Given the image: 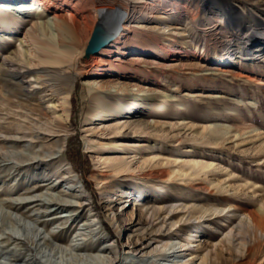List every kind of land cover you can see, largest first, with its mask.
Wrapping results in <instances>:
<instances>
[{
	"label": "rangeland",
	"instance_id": "obj_1",
	"mask_svg": "<svg viewBox=\"0 0 264 264\" xmlns=\"http://www.w3.org/2000/svg\"><path fill=\"white\" fill-rule=\"evenodd\" d=\"M17 3L31 5L33 9L45 7L41 20L55 15L62 44L71 48L75 56L87 46L99 22L98 5L103 2L0 0V5ZM105 3L122 9L119 20L126 17L124 36L116 44L103 46L87 60L83 59L84 52L70 62L74 63L72 72L76 78L68 116L57 111L62 120L68 117L65 162L79 180L77 188L87 194L86 202L99 218L105 240L112 242L118 259L126 264L131 260L132 264H200L205 257L208 264H264V231L247 225L245 220L251 213L264 220V0ZM3 11L0 6V16ZM25 15L28 20H36L29 11L21 14ZM23 21L9 22L7 27L0 25V63H5L10 73L19 72L27 89H33L41 84H29L33 75L36 78L35 73L25 72L27 66L33 65L22 56L19 46L29 23ZM69 29L78 34L77 46L68 39ZM56 31L45 33L52 42L57 39ZM223 55L230 58L227 67L216 64V59ZM27 58L31 61L32 57ZM67 70L64 69L66 75ZM13 76L0 73V90L2 81ZM92 81L97 85L91 86L88 82ZM117 84L124 88L119 94L123 104L134 97L144 108L127 111L126 106L127 113L119 117L88 122L89 109L100 91ZM156 102L160 106L155 113L147 114ZM0 114H4L1 108ZM129 119L152 120L161 127L146 129L150 137L134 136L132 129L115 124ZM10 121L1 120L0 124L12 126ZM214 128L220 130V138L208 143L204 136ZM111 132L124 135L104 138ZM58 137L61 138L55 139ZM117 142L121 148L112 152ZM105 158L132 160L131 168L136 172L138 165L145 171L156 164L159 171L184 170L185 174L166 181L165 174L152 181L134 176L132 185H128L109 171L108 164H101ZM6 173L0 172V198L15 197L17 193L11 195L8 191L18 187L21 194L33 184V180L16 172L2 182ZM34 174L41 183L40 166ZM49 181L57 183L54 178ZM46 187L40 192H46ZM64 187L66 183L61 187L66 191ZM167 204L177 208L174 219L182 214L189 219L160 240L161 233L150 229L151 219L145 210ZM211 207L222 211L212 214ZM203 208L208 211L201 217ZM57 211L64 214L63 209ZM86 212L87 205L82 214ZM163 215L160 212V217L153 220L154 229ZM59 223L70 231L64 235L66 240L76 225ZM170 237H174L175 244L171 255L161 252L152 257L144 253ZM254 243H259V247H254L255 256L250 251Z\"/></svg>",
	"mask_w": 264,
	"mask_h": 264
},
{
	"label": "bare ground",
	"instance_id": "obj_2",
	"mask_svg": "<svg viewBox=\"0 0 264 264\" xmlns=\"http://www.w3.org/2000/svg\"><path fill=\"white\" fill-rule=\"evenodd\" d=\"M6 1L14 2L15 0ZM107 1L112 0H102L103 3L98 5L100 10L99 22L108 25L118 24L120 29L116 37L105 47L116 44L124 36V23L126 22V17H123V21L119 20L122 9L106 4ZM0 6L2 10L4 9V13L0 16L1 26L7 27L9 22L16 23L20 20L29 22L28 28L19 41V46L22 48V56L33 65V67L27 66L25 71L29 75L35 73L36 78L33 75L29 84H41L34 86L33 89H27L20 78L22 76L19 72L10 73L7 70L8 66L3 62L0 63V73L14 75L9 80L2 81L3 90H0V108L4 112V114H0V121L10 119L12 125H6L8 127H5L0 124V172H8L4 174L2 182L5 181V178H8L9 174H15V172L19 175L22 174L29 180H33V184L27 187L24 192L21 191V194H18L17 187L12 191H8L11 195L17 193L15 197L0 198V264H117V262L126 264V261L118 259L117 252L112 247V242L105 240L106 237L100 220L90 211V203L86 202L88 200L87 194L82 188H77L76 185L79 180L73 174L70 164L68 165L65 162L63 154L65 134L68 132L69 126L68 117L62 120L61 117L63 116L61 115L68 116L70 92L76 78L74 72H72L74 63L71 64L70 62H75L76 56L84 53L86 47L81 48L80 52L75 53L74 56L72 49L62 44L63 40L60 39V32L56 31L58 29L56 16L53 15L46 20L40 19V15L47 10L43 6L37 7V9H33L31 5L21 3ZM28 11L33 14L30 17H34L36 20H28L25 18L26 15L21 16V14L24 15ZM5 12L8 15H5ZM52 30L57 33L55 38L60 40L56 39L54 42L49 40L45 33ZM67 33L69 35L68 39L77 46L78 34L73 29H69ZM29 56L32 57L31 61L27 58ZM216 64L227 67L231 64L230 58L225 55L220 56L216 59ZM64 69H69L67 70L68 75L65 74L66 72L64 73ZM88 83L91 86L97 85L96 81ZM108 88L107 90H101L99 98L91 104L89 109L91 115L88 122L113 119L127 113L129 110L132 111L138 108V106L144 108V104L137 103L134 97L123 104L122 96L119 95L124 90L122 86L117 84ZM54 101H57V103ZM126 106L128 108L125 112ZM159 106L160 102L154 103L151 106L153 108L148 110L147 114H154ZM57 111H61L62 114H57ZM115 124L123 126L126 130L132 129L134 136L140 134L141 137H150L146 129L159 128V124L152 120L129 119ZM159 126L161 127V125ZM89 128L87 130L92 131ZM219 131L215 128L210 130V135L204 136L206 142L213 143L216 139H219ZM122 135L124 133L111 132L107 133L104 138L111 140ZM49 136H52L51 141L48 139ZM56 136H61V138L55 139ZM105 144L106 142L102 146H105ZM119 148H121L120 143H114V151L112 152H118L116 150H119ZM125 159L105 158L101 164H108L109 171L115 173L128 185H132L130 181L134 176L144 181H152L165 174L167 178L163 181H166L179 179L185 174L184 170H177L176 173L169 170L167 172L159 171L156 169V164L145 171L138 165L139 170L136 172L134 168H131L132 160L127 161ZM39 166L43 177L41 183L36 180L37 175L34 174V170ZM51 178H54L57 183L50 182ZM65 183L67 187H64L66 191H63L61 187ZM45 186H47V191L40 192ZM85 205H87V212L82 214ZM59 209H63L64 214H58L57 210ZM176 209L173 204L146 208L145 211L151 219L150 229L161 233L160 240L162 235L164 236L169 230H174L177 224L189 219L187 216L185 218L184 214L178 219H174ZM206 211H208V208H203L200 216L207 215ZM221 211L222 209L219 207H211L209 212L217 214ZM160 212H163L164 215L154 229L153 220L160 217ZM256 217L252 213L247 214L245 218L247 225L264 231V220L259 217L258 220ZM59 221L76 225L66 240L64 235L70 231L68 228L60 227ZM173 235L171 234V236ZM173 238L170 237L165 243L159 241V244L144 253L152 254V257L158 256L161 252H164L167 256L171 255L175 247ZM230 239L228 238L229 241H231ZM258 244L254 243L253 249L250 250H253L251 253L254 256L257 255L254 247ZM10 245L12 246L9 247ZM183 245L181 244V246ZM132 263L134 262L131 260L129 264ZM200 264H208L207 258L201 260Z\"/></svg>",
	"mask_w": 264,
	"mask_h": 264
},
{
	"label": "water",
	"instance_id": "obj_3",
	"mask_svg": "<svg viewBox=\"0 0 264 264\" xmlns=\"http://www.w3.org/2000/svg\"><path fill=\"white\" fill-rule=\"evenodd\" d=\"M119 29L120 26L118 24L108 25L98 22L89 38L83 59L87 60L90 55L95 54L113 40L118 34Z\"/></svg>",
	"mask_w": 264,
	"mask_h": 264
}]
</instances>
